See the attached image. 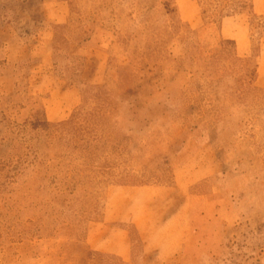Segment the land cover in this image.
Wrapping results in <instances>:
<instances>
[{
	"label": "rangeland",
	"instance_id": "obj_1",
	"mask_svg": "<svg viewBox=\"0 0 264 264\" xmlns=\"http://www.w3.org/2000/svg\"><path fill=\"white\" fill-rule=\"evenodd\" d=\"M0 264H264L252 0H0Z\"/></svg>",
	"mask_w": 264,
	"mask_h": 264
},
{
	"label": "crops",
	"instance_id": "obj_2",
	"mask_svg": "<svg viewBox=\"0 0 264 264\" xmlns=\"http://www.w3.org/2000/svg\"><path fill=\"white\" fill-rule=\"evenodd\" d=\"M252 3H253L254 12L257 13L258 15L264 16V0H252ZM221 32H222V29H221ZM232 38H234V37H232ZM237 47H238V41H237ZM45 60L46 59H42L41 63L44 64ZM144 191L146 192V191H150V190L148 189V190H144ZM147 202H150V200L147 199ZM107 212H108V208H107V211H106V215H104L106 220H108L107 219V214H108ZM128 213L129 212H126L123 216L128 215ZM129 216H130V219H128V221H131L134 224V226L137 228L138 232L140 233V235L144 239L145 237L143 236L142 233H143V231L144 232L148 231L147 229L149 228L148 227L149 223L148 222L144 223L145 225H143L141 227L140 223H138L137 219L134 216V212L129 213ZM124 220H125V218H123L121 222H124ZM100 224L104 225V223H100ZM106 227L108 228L107 231H111V232H114L115 234H119L120 235L121 243H120L119 240L113 239V241L110 242V245H109V244H106L107 243L106 241L109 238L105 237L103 234L99 235L98 237L96 235L91 236V234H92L91 231L96 230V226L94 225L91 228L89 227L88 233H87V240H88L89 244L91 245V247L96 249V250L110 251V252L116 254L117 256H120L121 258H123L125 260L129 259L130 258V252H129V249H128V240H127L126 233L122 229H120V228H118L116 226H113L112 224L111 225H107ZM185 234H186V232L184 230V231L181 232V235L180 236H176V238L182 239ZM105 248H109L110 250H105Z\"/></svg>",
	"mask_w": 264,
	"mask_h": 264
},
{
	"label": "trees",
	"instance_id": "obj_3",
	"mask_svg": "<svg viewBox=\"0 0 264 264\" xmlns=\"http://www.w3.org/2000/svg\"><path fill=\"white\" fill-rule=\"evenodd\" d=\"M249 87H250V86H249ZM251 89H252V90H255V88H254V87H251Z\"/></svg>",
	"mask_w": 264,
	"mask_h": 264
}]
</instances>
